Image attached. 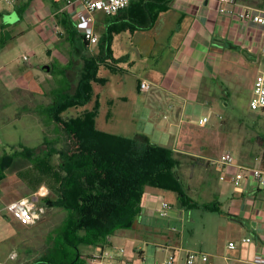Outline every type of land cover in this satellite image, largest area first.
Segmentation results:
<instances>
[{"label":"crops","instance_id":"1","mask_svg":"<svg viewBox=\"0 0 264 264\" xmlns=\"http://www.w3.org/2000/svg\"><path fill=\"white\" fill-rule=\"evenodd\" d=\"M11 5L13 8L26 7L20 15L16 11L18 26L7 41L13 43L16 38L19 47L27 49L26 54L20 53L18 57L27 55L28 60L20 64L13 60L0 61V90L49 98L46 103H35L34 109L51 103L52 93L57 94L61 78L66 79L69 92H73L83 68L89 65L87 59H92L97 77L104 82H92L91 100L83 106L65 110L67 113L76 110L65 118L91 111L98 103L94 119L98 130L104 131L97 122H143L149 124L150 132L156 133L158 141L154 143L177 152L191 154L197 151L190 150V144L202 142L203 146L207 140L211 142L206 136L211 137L220 130L219 119L225 113L220 107H233L231 92L238 86L247 84L251 95L254 76L259 70L256 63L264 46V25L240 19L236 12L264 11V0H234L232 4H220L216 0H130L124 10L115 14L93 12V30L98 36L94 45H88L81 34L80 26L86 12L78 0H15ZM219 5L235 7V11L220 12ZM2 25L4 31L9 30L8 23L0 27ZM27 34L30 45L25 41ZM6 45L0 48V55ZM45 64L48 70H43ZM141 81L149 83L148 90L139 89ZM97 87L101 92L96 93ZM195 113H199L197 121L193 119ZM101 115L104 119L98 121ZM203 118L206 121L200 124ZM210 119L208 126L211 128H205ZM115 134L125 137L144 134L152 141L149 131L139 126L127 133ZM166 137L172 138V142L165 143ZM185 144L189 150L184 149ZM224 152L228 151H221L213 158L217 159ZM240 152L241 142L236 147V164L258 168L259 163L264 165V153L252 158L246 150L243 157ZM198 153L208 158L205 153ZM219 166L222 172L214 202L221 211L216 213L227 221L226 227L220 230L226 238L220 237L223 241L215 248V253L207 254L205 264H214L213 258L218 259L217 264L220 260L225 264H249L253 255L264 247V188L245 181L241 189H235L231 176L236 166ZM5 170L10 171V168ZM42 181L38 180L17 198L38 190L43 194L41 198L44 197L48 191L41 185ZM164 192L166 190L146 187L142 210L133 227L117 230L109 238V241L116 238L127 242L128 247L123 248L127 259L121 260L122 263L132 264L130 259L136 255L134 237L160 238L164 234L162 227L138 222L141 214L146 219L157 216L159 201L163 199L156 198L165 197ZM173 198L179 202L177 196ZM11 200L3 202L0 199V208ZM164 201L173 208L169 199ZM244 237L251 240L242 242ZM229 242H234L236 247L228 248ZM158 246L167 255L174 253L176 264H184L179 256L194 251L176 240Z\"/></svg>","mask_w":264,"mask_h":264},{"label":"rangeland","instance_id":"2","mask_svg":"<svg viewBox=\"0 0 264 264\" xmlns=\"http://www.w3.org/2000/svg\"><path fill=\"white\" fill-rule=\"evenodd\" d=\"M0 11V24L8 23L10 25L9 30L3 31V36L8 38L13 30L17 29L18 13L11 4L6 2H0ZM15 39L13 43L6 41L8 45L1 53L0 61L13 60L17 64L25 62L18 55L20 53L26 54L27 49L19 47V42ZM25 41L28 45L31 44L28 34ZM36 58L33 57V60H37ZM257 61L256 66L261 68L264 64V57L258 58ZM95 89L96 93L101 92L98 87ZM250 96V87L247 84L246 86H238L236 91L231 92L230 102L233 107H226L225 109L220 107L225 111L219 119L220 130L218 129L216 133H212L211 137L210 135L206 136L211 142L207 140L203 146L202 142L189 145L190 150L201 151L208 155L207 159L201 157L197 152L188 154L175 151L177 152L176 157L180 161L177 168L178 176L181 178L187 194L194 201H214L219 190L222 167L214 162V155H218L221 151H229L233 157H236V147L240 142L241 157H243L245 150L252 158L261 157V153H264V149L258 145L255 139L258 133H264V117H260L257 112L248 107ZM48 101L47 96L40 94L27 95V93L17 91L7 93V91L0 90V155L3 151L11 154L13 151L19 150L21 145L32 148L34 155H41L46 151L53 152L66 145L64 134L61 132L57 136L52 130V125H46L39 114L33 111L35 103H46ZM74 113H76V110L71 113L66 111L63 116L68 117ZM198 114L195 113L193 117L196 121ZM102 119H104V116L101 115L97 120L101 121ZM210 122L211 119L205 128H211L208 126ZM97 124L101 129L112 134L127 133L133 127L139 126L141 130L149 131L152 142L158 141L156 133L150 132L149 124L143 122L138 124L97 122ZM195 124L197 125V122ZM45 139L48 141L47 144L44 143ZM171 139L166 137L165 143L172 142ZM186 146L187 144L184 145V149L189 150ZM50 162L51 166H53L52 164L55 165L57 157L53 156ZM19 165L21 164L10 168V171H3L6 176L0 180V199L3 202L17 198L40 179H43L41 185L48 191L45 196L56 197L55 185L51 182L50 177L46 176L48 173L42 176L40 172L34 171L36 170L34 167H31V169L24 167L25 169L22 168L20 169L22 171L18 170V172L16 168ZM258 165L260 168L264 167L261 163ZM31 194L26 196L28 197ZM164 194L165 197L160 195L157 196L156 200L167 198L173 203L174 206L169 211L168 217L163 218L157 215L153 219H146V217H143L144 214H141V219L138 220L143 225L162 227L164 234L160 238L141 235L134 237L133 246L136 248V255L133 259H130L132 264H164L167 253L165 254L159 249L158 244L166 245L175 240L194 251L209 255L215 253V248L226 238V235L220 232L226 227V219L218 213L205 210L202 207L187 208L182 206L183 208H180L181 204L173 198L176 196L175 193L166 191ZM39 201H41V197ZM66 217L67 212L63 208L45 207L43 217L35 224L26 227L21 226L12 219L0 218V264H31L43 257L49 260L72 257L74 249L71 247L73 243L70 240L71 237L65 240L60 234V226L64 223ZM220 237L223 240H220ZM125 245L128 247L127 242L112 238L110 241L108 240L103 250L115 255L116 262L119 261L118 264H124L121 260L127 259V255L120 253V249H125ZM77 247L85 264H87L89 256L100 253V248L93 245L79 243ZM179 258L184 259L185 256H179ZM136 260H138V263ZM213 262L217 264L218 259L213 258ZM174 264H176V261ZM194 264H205V260L196 257ZM220 264L225 263L220 260Z\"/></svg>","mask_w":264,"mask_h":264},{"label":"trees","instance_id":"3","mask_svg":"<svg viewBox=\"0 0 264 264\" xmlns=\"http://www.w3.org/2000/svg\"><path fill=\"white\" fill-rule=\"evenodd\" d=\"M25 7L14 10L20 15ZM3 31L2 25L0 48L8 40ZM87 64L73 92H69L66 79L61 78L57 94L52 93L51 103L33 110L46 125L54 126L57 136L64 134L66 145L41 155H34L32 148L21 145L19 150L0 156V180L5 177V169L17 164L21 165L16 171L31 166L42 176L48 173L46 176L55 185L57 194L55 198L42 197L40 203L46 208L60 207L67 212L60 234L65 240L71 237L73 256L54 260L43 257L31 264H85L77 244L102 249L117 230L133 227L142 210L146 187L175 193L183 207H202L221 213L214 201L196 202L187 194L177 173L180 165L177 152L152 142L144 134L125 137L98 130L94 121L98 103L81 115L62 116L68 108L83 106L91 100L92 82H104L97 77L93 60L87 59ZM255 139L264 149V133H258ZM44 143L48 141L45 139ZM53 156L57 157V162L51 166Z\"/></svg>","mask_w":264,"mask_h":264},{"label":"built area","instance_id":"4","mask_svg":"<svg viewBox=\"0 0 264 264\" xmlns=\"http://www.w3.org/2000/svg\"><path fill=\"white\" fill-rule=\"evenodd\" d=\"M15 0H0V2H6L8 4H13ZM70 1V0H68ZM83 6L86 15L84 16L80 30L84 40L87 41L88 45H94L98 41V36L93 30L94 11H101L105 14H115L121 10H124L128 5L130 0H78ZM220 4H232L234 0H216ZM218 10L220 12H233L234 8H228L224 5H219ZM237 16L243 20H251L252 22L264 25V11H257L251 9L239 10L236 12ZM260 57H264V46L261 49ZM259 57V58H260ZM23 61H27V55L21 56ZM150 87L149 83L146 81H141L139 83V89L141 91H146ZM248 107L262 116H264V64L256 73L251 90V96L248 102ZM206 121V118L199 120V123ZM215 163L224 165H235L236 170L231 176V182L235 189H241L242 184L247 182L254 183L257 187L264 188V170L258 167H243L238 165L234 161L233 155L228 151L221 154L217 159L214 160ZM43 196L40 190L32 193L30 196L20 197L4 203L0 208V217L6 216L21 226H30L38 222L45 214V207L40 203L39 198ZM171 209V205L160 200L157 209V215L159 217H167L168 211ZM250 237H244L241 239L242 242H249ZM227 247L234 249L236 244L234 242H229ZM120 253H123V249H120ZM119 255V253H117ZM196 257H201L203 260L207 261L208 255L199 251H188L185 258L184 264H194ZM175 254L169 253L164 260V264H174ZM87 264H116L115 255L107 250L100 249V253L92 255L88 258ZM249 264H264V247L261 248L253 255Z\"/></svg>","mask_w":264,"mask_h":264},{"label":"water","instance_id":"5","mask_svg":"<svg viewBox=\"0 0 264 264\" xmlns=\"http://www.w3.org/2000/svg\"><path fill=\"white\" fill-rule=\"evenodd\" d=\"M42 68H43V70H48L49 66L48 65H44Z\"/></svg>","mask_w":264,"mask_h":264}]
</instances>
